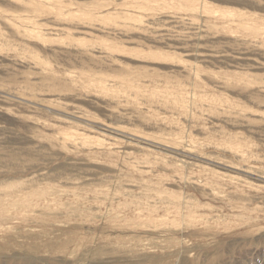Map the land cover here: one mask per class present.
<instances>
[{"label": "rangeland", "instance_id": "rangeland-1", "mask_svg": "<svg viewBox=\"0 0 264 264\" xmlns=\"http://www.w3.org/2000/svg\"><path fill=\"white\" fill-rule=\"evenodd\" d=\"M182 2L201 18L136 33L50 24L23 41L30 59L0 54V86L38 88L0 87V264H264V179L241 171L264 175V47L221 14L264 8ZM32 3L0 0V46L21 40ZM179 73L196 107L174 96ZM121 86L151 102L107 99Z\"/></svg>", "mask_w": 264, "mask_h": 264}, {"label": "clouds", "instance_id": "clouds-1", "mask_svg": "<svg viewBox=\"0 0 264 264\" xmlns=\"http://www.w3.org/2000/svg\"><path fill=\"white\" fill-rule=\"evenodd\" d=\"M256 3L264 8V0H256ZM30 9L32 18L28 21V28L20 32L21 40H8L0 46V54L7 55L18 62L30 59L26 54V45L23 41L43 40L48 34L50 24H72L82 28L114 29L136 33L151 29L165 17L177 21L181 19L190 21L193 17L201 18L194 2L186 3L182 0H89L86 3H73L71 0H33ZM221 14L235 15L250 21L253 25L251 39L259 42L260 47H264V13L245 14L241 11ZM94 47L92 44H86L85 50ZM177 59L178 68H184L185 61L179 60V57ZM0 87L8 92L17 93L21 97L35 98L38 94L36 85L5 84ZM138 87L139 91L137 88L121 86L113 94L108 95L107 99L122 103L125 97L137 95L140 99H147L151 102V93L143 86ZM89 91L98 90L90 89ZM172 91L180 103L197 106V99L191 95L193 88L190 80L185 78L183 73H179L174 78ZM105 95L100 92L101 99H104Z\"/></svg>", "mask_w": 264, "mask_h": 264}, {"label": "bare ground", "instance_id": "bare-ground-1", "mask_svg": "<svg viewBox=\"0 0 264 264\" xmlns=\"http://www.w3.org/2000/svg\"><path fill=\"white\" fill-rule=\"evenodd\" d=\"M6 93H9L10 94V92H8V91H5ZM12 93V92H11ZM17 96H19V95H17ZM113 129H115V130H119V131H122V132H126V131H124V130H121L120 128H116V127H113ZM133 135H136V134H133ZM138 136V135H137ZM146 139V138H145ZM146 140H148V139H146ZM155 143H158V144H161V145H163V146H166V147H168V148H172V149H174V150H178V151H180L181 152V150L182 151H185V149L183 148V145L181 144V143H179V142H171V141H167V140H165V142L163 143V142H160V141H156ZM188 153V152H187ZM241 171H243V172H245V173H247V174H251V175H255V176H259L260 178H263L264 179V175H259V174H257V173H255V172H253V171H251V170H248V169H244V170H241Z\"/></svg>", "mask_w": 264, "mask_h": 264}]
</instances>
